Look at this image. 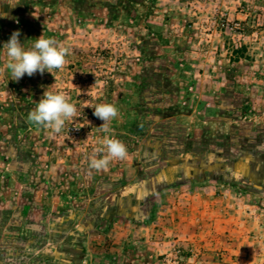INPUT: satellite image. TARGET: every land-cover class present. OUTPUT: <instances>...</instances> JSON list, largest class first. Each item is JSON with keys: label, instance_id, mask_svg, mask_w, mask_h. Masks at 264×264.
Here are the masks:
<instances>
[{"label": "rangeland", "instance_id": "374dc122", "mask_svg": "<svg viewBox=\"0 0 264 264\" xmlns=\"http://www.w3.org/2000/svg\"><path fill=\"white\" fill-rule=\"evenodd\" d=\"M7 2L0 262L264 264V0ZM14 31L26 47L41 35L67 47L64 68L13 80ZM51 85L81 117L59 134L27 119ZM93 96L118 108L110 127L128 151L100 171ZM191 194L207 207L192 220Z\"/></svg>", "mask_w": 264, "mask_h": 264}, {"label": "clouds", "instance_id": "9594fccd", "mask_svg": "<svg viewBox=\"0 0 264 264\" xmlns=\"http://www.w3.org/2000/svg\"><path fill=\"white\" fill-rule=\"evenodd\" d=\"M5 2V0H4ZM20 0H9L7 4L15 7ZM6 13H0V17H6ZM20 32L14 31L10 39L4 43L3 51L7 56L6 68L8 76L19 81L25 74L32 76L45 71L53 74L55 70H62L66 65V57L69 49L59 44L54 38H46L41 35L32 39L30 47L22 44ZM54 85V84H53ZM48 87L35 107L29 111L27 119L36 126L49 129L54 134H59L67 121L77 116V107L70 102L69 97L62 91L51 90ZM94 115L103 121L97 130L104 134L103 146L96 149L89 160L91 170H104L114 159H125L127 146L115 137L110 127L111 121L119 115L118 108L111 103H99L94 107Z\"/></svg>", "mask_w": 264, "mask_h": 264}, {"label": "crops", "instance_id": "0c3cea01", "mask_svg": "<svg viewBox=\"0 0 264 264\" xmlns=\"http://www.w3.org/2000/svg\"><path fill=\"white\" fill-rule=\"evenodd\" d=\"M204 202H205V198L204 195L202 194L201 195L191 194L188 196V198H185V202H183L184 203L183 209L185 210L186 215H190L189 217L190 220H192L191 217H194V215L195 217H198V215L200 214V210L205 212L207 207H205ZM196 213H198V215H196ZM71 251L73 253L74 248H72ZM0 258H1V253H0ZM47 261L50 264H56L57 259L55 257H51V258L49 257L47 258ZM71 261L74 262V259H71ZM0 264H5V263L0 262ZM38 264H42V261L40 260Z\"/></svg>", "mask_w": 264, "mask_h": 264}, {"label": "trees", "instance_id": "16d2710c", "mask_svg": "<svg viewBox=\"0 0 264 264\" xmlns=\"http://www.w3.org/2000/svg\"><path fill=\"white\" fill-rule=\"evenodd\" d=\"M71 80L75 82L74 83L75 84L74 87L78 89V95H79L80 94V90L79 89H81V87H82V83H81V80H82V72H81L80 69L79 70L75 69L74 70V73H71ZM92 98H93V101H92L91 108L89 109V112L88 113L91 116V119L90 120H92L93 122H97L100 119L97 118L94 115V108L93 107L96 104L101 103L102 101H101V98L100 97L93 96ZM80 118H81L80 116H77L76 118H74V120H80ZM90 244H91V250L92 251H94L95 249H98V246L99 245H97L96 243L91 242Z\"/></svg>", "mask_w": 264, "mask_h": 264}]
</instances>
